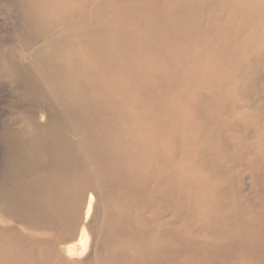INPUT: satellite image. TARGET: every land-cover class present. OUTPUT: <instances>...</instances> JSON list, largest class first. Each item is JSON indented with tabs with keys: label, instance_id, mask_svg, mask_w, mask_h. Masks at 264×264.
Segmentation results:
<instances>
[{
	"label": "bare ground",
	"instance_id": "bare-ground-1",
	"mask_svg": "<svg viewBox=\"0 0 264 264\" xmlns=\"http://www.w3.org/2000/svg\"><path fill=\"white\" fill-rule=\"evenodd\" d=\"M38 4L42 26L59 28L67 47L40 60L38 69L68 114L63 130L72 140L58 128L46 133L49 148L31 127V144L23 147L41 154L21 162L32 171L49 155L45 171L53 174L62 171L58 158L72 165L80 159L95 177L68 180L69 195L57 176L44 182L43 194L36 180L32 193L48 194L49 202L31 203L37 217L27 221L16 216L19 203L12 200L16 225L0 231V264H264V198L259 204L243 198L240 185L248 177L264 193V0ZM112 118L119 119L114 143ZM103 184L121 188L147 213L145 236L126 234L123 209L109 207L112 219L98 242L92 228ZM65 200L79 217L67 229L71 243L47 236ZM9 202L0 199V208ZM21 225L31 231L24 234ZM118 240L100 256L103 242Z\"/></svg>",
	"mask_w": 264,
	"mask_h": 264
},
{
	"label": "rangeland",
	"instance_id": "rangeland-1",
	"mask_svg": "<svg viewBox=\"0 0 264 264\" xmlns=\"http://www.w3.org/2000/svg\"><path fill=\"white\" fill-rule=\"evenodd\" d=\"M38 2L39 0H0V199L10 200L9 204L6 203L3 208H0V231L9 230L16 225L12 217V200L15 199L18 201L19 209H16L18 213L16 216L23 221H27L28 217H31V214L37 217L33 207L37 200L39 202H45L46 204L49 202L48 194H44L46 199H43L44 196H40V194L36 195L35 192L32 193V190L35 188L33 184L36 180L46 186L44 182L47 183L50 181V175L57 176L60 178L59 181H62V185H64L65 193L69 195L73 186L70 183L68 185L65 184L69 182L68 180L71 182L72 180L74 181L77 178L80 179L82 176L87 175V179L91 183L95 177L92 165H86L80 159H76L73 165L69 163L72 160L68 161L67 158L62 160L64 156L61 159H56L57 165L62 166L60 167L62 170L61 173L58 171L59 175H57V171L53 174L45 171L44 163H49L51 160L49 155H42L40 157V163L32 171H29V168H25L21 162L22 159L41 154L40 152L33 153L32 149L23 147V142H26V140L31 144V139L35 133L32 132L31 127L40 131L38 132L43 135L40 143L49 145V148L51 146V140L46 133H50V131L52 132L58 128L72 140L71 134L65 131V129L63 130L68 125V114L62 105L59 104V101L49 95L48 88L41 82L38 69L40 60L48 61L52 59L54 51L58 47H63L62 49H64L66 45L64 46L60 43L59 38H62V36L59 28L53 31L51 28L42 26V18L37 15L36 11V7L40 5H36ZM64 67H61V69L63 70ZM263 80L261 79V81ZM261 97L264 99V87L263 91H261ZM258 104H260L258 101L253 103L255 106ZM262 106L264 107V103H262ZM103 118L106 119V117ZM99 120L102 122V119L99 118ZM114 122H119V119L112 118L108 122V128L111 132L109 140L112 143L120 139L118 133L114 132ZM43 131L44 133H41ZM62 153L65 154L64 151ZM56 154L58 153L56 152ZM20 163L22 165H19ZM65 166H69L70 169L68 168L65 171ZM244 172L243 176L245 177L248 175V172L246 170ZM240 185H243L242 188L245 189L242 192L245 195L243 198L253 201L256 200L258 204L260 201L262 202L264 193H256L255 190L257 187L254 180L250 181L247 177V179L240 181ZM45 186L38 184L36 186L37 191H43L42 194L44 192L47 193L48 188ZM67 186L69 188L68 190ZM99 191L100 197L96 215L93 217L94 222L92 228L98 235V242H101L100 239L106 232V228L104 229V227L108 219H112L108 215L107 210L109 207L119 210L123 209L126 223L123 230L126 234L130 235V231L134 233L135 230H139L141 234L146 235V230L148 229V225L146 224L147 213L137 208L134 198L131 200L130 196H127L121 188H109L106 184H103ZM86 193L84 194V199H80L81 206L83 202L85 203V199H87L88 192ZM81 195L80 198L82 197ZM31 203H33L32 207ZM65 205L66 210L64 209ZM72 205L74 204L65 200L61 203V207L63 208L61 213L54 212L51 215L52 219L56 216L53 219L56 225L54 226V231L47 234V236L56 237L59 240L62 239L61 241L65 243H71L76 240L74 238L65 239V236L68 235L67 229H71L73 227L72 224L75 222L74 220L79 218L77 215L75 218L72 215V212H74ZM51 211V209L48 211L47 208L44 210L47 214ZM83 213L84 208L82 209L81 217H83ZM38 214L40 219H42L41 212ZM179 222L182 223L183 220ZM68 225L70 226L68 227ZM28 231L31 230L23 229L24 234L28 233ZM77 231L79 232V228ZM34 234L37 236V239L46 238L43 236L40 237L38 233ZM118 235L119 233L114 234L117 237ZM126 238H124L125 242ZM128 239L131 238L128 237ZM103 243L105 244H103V248L100 251L101 257L110 254L113 248L120 243V240L111 246L106 242ZM82 258L80 257L74 260H79L78 262H80ZM81 264H96V261L95 259H91L88 262L85 259Z\"/></svg>",
	"mask_w": 264,
	"mask_h": 264
}]
</instances>
